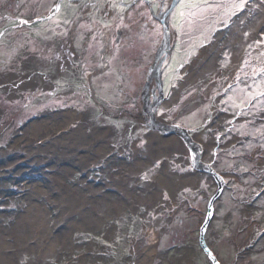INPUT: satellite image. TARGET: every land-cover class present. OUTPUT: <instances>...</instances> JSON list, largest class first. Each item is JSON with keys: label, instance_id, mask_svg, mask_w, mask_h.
Returning <instances> with one entry per match:
<instances>
[{"label": "rangeland", "instance_id": "1", "mask_svg": "<svg viewBox=\"0 0 264 264\" xmlns=\"http://www.w3.org/2000/svg\"><path fill=\"white\" fill-rule=\"evenodd\" d=\"M170 1L0 0V264H213L217 183L170 126L223 177L217 264H264V0H180L145 106Z\"/></svg>", "mask_w": 264, "mask_h": 264}, {"label": "water", "instance_id": "2", "mask_svg": "<svg viewBox=\"0 0 264 264\" xmlns=\"http://www.w3.org/2000/svg\"><path fill=\"white\" fill-rule=\"evenodd\" d=\"M179 1L180 0H171L168 7L161 13V15L158 17H155L161 24L162 42H161L160 46L158 47V49L154 55L153 62L148 67V70H147L146 75H145V82L141 88V100L143 101V103H145V106H147V101L149 98V87H150V83H151L153 77H154L156 85L158 87L159 95H161V90H162V82H161L162 64L167 59V57L169 56V54L173 48V44L171 42V31H170V27H169L168 17H169L170 12L172 11V9L176 6V4ZM160 98L161 97L159 96V98L156 99L154 104L152 106H149V108H148L149 112H150L149 114H150V120L151 121L153 118V111L155 110L156 106L158 105ZM152 127H160V126H156L153 124ZM162 129H164V128L162 127ZM167 129L172 130L175 133L179 134L192 147L196 148L197 154L194 157V167L196 169H199L202 172H209L214 177V179L217 183V190L211 196V198L209 199L208 204H207V214H206L205 220H204V222L200 228V238H199L200 244L204 248V250L206 251L208 257L212 260L213 264H217L216 259L214 258L213 254L203 243V231H204V228L206 227L209 219L211 218V214L213 211V201L220 194V192L222 190V187L224 184L223 177L219 173H216L214 171V169L209 164L204 163L201 160V148H200L199 144L194 142L192 136H190L187 133L186 129H184L182 127H178V126H170Z\"/></svg>", "mask_w": 264, "mask_h": 264}, {"label": "bare ground", "instance_id": "3", "mask_svg": "<svg viewBox=\"0 0 264 264\" xmlns=\"http://www.w3.org/2000/svg\"><path fill=\"white\" fill-rule=\"evenodd\" d=\"M67 116H69L70 118L73 117L72 113H67ZM48 121L45 119L39 120L35 123V125L37 126L36 129H33V127L31 125L28 126V128H26V130L24 131H20V132H16V134L14 135L11 143H10V148L11 149H23L26 147L27 144H29L28 146H30L32 143H34V141H36L37 139L35 138H31V137H27L25 136V132L29 131L31 134H33L34 136H36L35 134H39L40 135V141L41 143L45 141L46 137H51V135L53 134V127H51L48 123ZM33 125V124H32ZM31 127V128H30ZM53 128V129H51ZM23 141V143H22ZM30 149V148H29ZM24 150V149H23ZM38 221V220H36ZM150 234L154 236V233L152 231H150ZM151 240V238H150ZM151 244L147 246V248L144 249L143 253L141 254V256L138 259V262H143L146 257L150 256V248Z\"/></svg>", "mask_w": 264, "mask_h": 264}]
</instances>
